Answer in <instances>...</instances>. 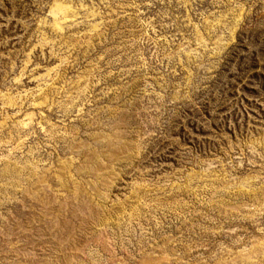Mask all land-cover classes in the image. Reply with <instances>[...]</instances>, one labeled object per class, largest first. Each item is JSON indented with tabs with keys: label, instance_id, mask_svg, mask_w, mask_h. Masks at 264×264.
Masks as SVG:
<instances>
[{
	"label": "rangeland",
	"instance_id": "374dc122",
	"mask_svg": "<svg viewBox=\"0 0 264 264\" xmlns=\"http://www.w3.org/2000/svg\"><path fill=\"white\" fill-rule=\"evenodd\" d=\"M0 264H264V0H0Z\"/></svg>",
	"mask_w": 264,
	"mask_h": 264
}]
</instances>
